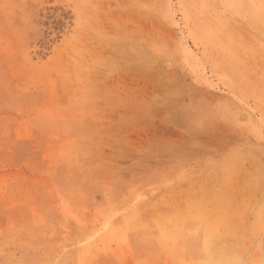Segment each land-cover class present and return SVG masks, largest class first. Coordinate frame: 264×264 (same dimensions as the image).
Returning <instances> with one entry per match:
<instances>
[{
  "label": "rangeland",
  "instance_id": "1",
  "mask_svg": "<svg viewBox=\"0 0 264 264\" xmlns=\"http://www.w3.org/2000/svg\"><path fill=\"white\" fill-rule=\"evenodd\" d=\"M0 264H264V0H0Z\"/></svg>",
  "mask_w": 264,
  "mask_h": 264
}]
</instances>
